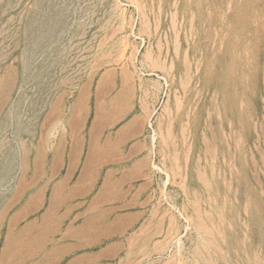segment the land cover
Instances as JSON below:
<instances>
[{
    "label": "rangeland",
    "instance_id": "1",
    "mask_svg": "<svg viewBox=\"0 0 264 264\" xmlns=\"http://www.w3.org/2000/svg\"><path fill=\"white\" fill-rule=\"evenodd\" d=\"M119 66L146 82L171 213L143 264H264V0H0V204Z\"/></svg>",
    "mask_w": 264,
    "mask_h": 264
},
{
    "label": "crops",
    "instance_id": "2",
    "mask_svg": "<svg viewBox=\"0 0 264 264\" xmlns=\"http://www.w3.org/2000/svg\"><path fill=\"white\" fill-rule=\"evenodd\" d=\"M145 84L131 67L105 69L52 121L31 175L0 204V264H143L165 249Z\"/></svg>",
    "mask_w": 264,
    "mask_h": 264
},
{
    "label": "bare ground",
    "instance_id": "3",
    "mask_svg": "<svg viewBox=\"0 0 264 264\" xmlns=\"http://www.w3.org/2000/svg\"><path fill=\"white\" fill-rule=\"evenodd\" d=\"M50 18V17H49ZM47 20V19H46Z\"/></svg>",
    "mask_w": 264,
    "mask_h": 264
}]
</instances>
